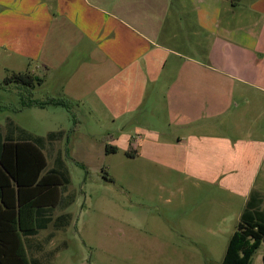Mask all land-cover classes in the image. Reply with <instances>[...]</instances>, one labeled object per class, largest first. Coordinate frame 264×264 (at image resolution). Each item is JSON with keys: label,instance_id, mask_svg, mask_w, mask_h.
<instances>
[{"label": "crops", "instance_id": "crops-1", "mask_svg": "<svg viewBox=\"0 0 264 264\" xmlns=\"http://www.w3.org/2000/svg\"><path fill=\"white\" fill-rule=\"evenodd\" d=\"M0 60L42 80L38 100L101 109L113 121L163 115L176 132L164 144L179 156L152 159L175 157L185 180L244 208L264 171V0H0ZM58 191L52 221L28 240L42 264L64 230L53 226Z\"/></svg>", "mask_w": 264, "mask_h": 264}, {"label": "rangeland", "instance_id": "rangeland-1", "mask_svg": "<svg viewBox=\"0 0 264 264\" xmlns=\"http://www.w3.org/2000/svg\"><path fill=\"white\" fill-rule=\"evenodd\" d=\"M10 72L0 60V131L42 137L45 170L60 164L69 177L54 215L71 218L49 244L50 264H221L244 206L215 186L185 180L175 157L152 159L163 150L179 156L176 144H164L176 132L163 115L144 110L134 113L143 118L113 121L81 105L22 108L28 95L24 86L4 83ZM31 97L44 95L35 89ZM254 186L264 203V171ZM263 252L260 246L250 264H263Z\"/></svg>", "mask_w": 264, "mask_h": 264}, {"label": "trees", "instance_id": "trees-1", "mask_svg": "<svg viewBox=\"0 0 264 264\" xmlns=\"http://www.w3.org/2000/svg\"><path fill=\"white\" fill-rule=\"evenodd\" d=\"M3 80L6 84L25 87L28 98L21 101L22 108L48 104L71 107L65 99L32 98V89L42 80L29 72L12 71ZM54 135L50 133L47 137ZM21 137L15 139L12 131L7 130L5 134L0 131V264H42L38 258L28 255V240L52 221L51 209L58 203V187L64 189L69 183L60 164L45 170L42 137L25 133ZM68 222L69 215L61 214L54 219L53 226L59 228ZM260 246L264 250V206L261 207L259 193L251 192L228 239L221 264H250ZM261 259L264 264V252Z\"/></svg>", "mask_w": 264, "mask_h": 264}]
</instances>
